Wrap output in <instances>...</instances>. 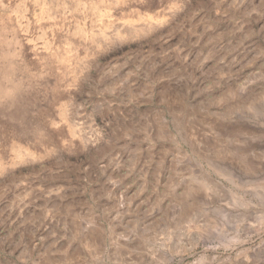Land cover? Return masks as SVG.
Here are the masks:
<instances>
[{
	"label": "rangeland",
	"instance_id": "374dc122",
	"mask_svg": "<svg viewBox=\"0 0 264 264\" xmlns=\"http://www.w3.org/2000/svg\"><path fill=\"white\" fill-rule=\"evenodd\" d=\"M0 264H264V0H0Z\"/></svg>",
	"mask_w": 264,
	"mask_h": 264
},
{
	"label": "bare ground",
	"instance_id": "6f19581e",
	"mask_svg": "<svg viewBox=\"0 0 264 264\" xmlns=\"http://www.w3.org/2000/svg\"><path fill=\"white\" fill-rule=\"evenodd\" d=\"M238 130V129H237ZM244 130L247 132V134L248 133H253V132H255V131H251L250 129H248V128H244ZM257 133V132H256ZM254 134V133H253ZM248 135H250V134H248ZM252 136V135H251ZM254 136V135H253ZM240 137V136H239ZM242 137V136H241ZM246 138V137H245ZM237 139V138H236ZM254 139V138H253ZM238 140V139H237ZM251 142V141H250ZM250 142H248V143H250ZM254 142V141H253ZM243 143H245V142H243ZM255 143V142H254ZM252 144V143H250V145H252L253 147H254V149H252V152H251V154H250V156H251V161H254L255 159H257L258 158V155H256V151H255V148H258L260 145H258L257 143L256 144ZM245 145V144H244ZM244 147V146H243ZM248 149L249 148H247V151H248ZM258 149H260V148H258ZM249 153H250V151H249ZM237 154V153H236ZM235 154V155H236ZM240 154V153H239ZM239 158H240V155H239ZM248 158V157H247ZM246 158V159H247ZM250 158V157H249ZM243 160V159H242ZM245 160V159H244ZM256 161V160H255ZM215 163V162H214ZM212 164V163H211ZM250 164H252V163H250ZM215 165V164H214ZM217 165H218V163H217ZM216 165V166H217ZM238 165V164H237ZM200 166V165H199ZM226 166V165H225ZM219 167H220V165H219ZM223 167V166H222ZM234 167V166H233ZM235 168V167H234ZM201 169H202V171L203 172H205V173H203V176H202V180L203 181H205V184L208 186V184H210V183H215V181H213L212 179H211V176L209 175V174H207V170L204 168V167H201ZM225 168H223V170H224ZM256 169H257V165H254L253 166V168H252V170L253 171H256ZM213 170V172L216 174V175H219L220 177H223L224 179H227V180H230V181H233V179H231V178H228V174H229V172L226 170V172L225 171H222V170H219V169H217V168H213L212 169ZM228 172V173H227ZM230 175H231V173H230ZM204 183V182H203ZM213 183V184H214ZM217 183V182H216ZM214 186V185H213ZM225 189L224 187H222V186H220V190L222 191L223 189ZM229 192V191H228ZM226 194H227V192H225Z\"/></svg>",
	"mask_w": 264,
	"mask_h": 264
}]
</instances>
